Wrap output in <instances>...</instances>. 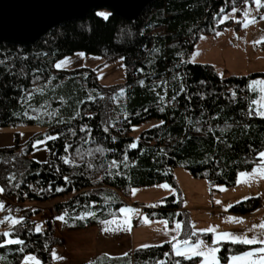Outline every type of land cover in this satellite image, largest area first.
I'll list each match as a JSON object with an SVG mask.
<instances>
[{
  "label": "trees",
  "instance_id": "trees-1",
  "mask_svg": "<svg viewBox=\"0 0 264 264\" xmlns=\"http://www.w3.org/2000/svg\"><path fill=\"white\" fill-rule=\"evenodd\" d=\"M241 1L154 0L132 22L107 10L103 11L111 15L104 19L98 10L61 24L30 46L0 44V128H44L24 144L16 140L14 145L0 146V187L4 189L0 199L18 207L25 202L54 201V212L64 217L63 227L82 229L118 216L122 206L130 205L121 196L134 187L162 182L176 186L173 171L179 166L210 183L233 185L239 172L258 164L256 152L264 150V119L247 115L256 94L246 87L250 80L264 78V72L222 77L211 64L181 61L201 35L233 24L232 19L219 20ZM234 29L240 30L241 24ZM79 51L102 56L107 62L123 57V83L102 85L96 69L54 67L58 59ZM150 120H158V126L131 134L133 126ZM84 125L88 129L80 131ZM45 136L42 145L47 159L36 161L30 155L33 141ZM133 142L136 148L129 147ZM98 147L103 151H97ZM65 156L75 163L65 164L61 159ZM164 200L160 209L147 210V217L169 222L185 219L182 211H175L180 208L175 196ZM260 205V197H252L233 204L229 212L247 215ZM20 212L23 220L0 233L9 231L12 238L25 243L0 247V264H20L26 254L36 255L41 264H52L51 250L60 239L54 236L51 221L45 220V229L36 232L30 210ZM182 222L188 233L189 224ZM218 246L220 264H227L230 255L255 245L220 242ZM170 249L168 242L134 248L120 257H98L91 264L199 263L198 257L185 260Z\"/></svg>",
  "mask_w": 264,
  "mask_h": 264
},
{
  "label": "rangeland",
  "instance_id": "rangeland-1",
  "mask_svg": "<svg viewBox=\"0 0 264 264\" xmlns=\"http://www.w3.org/2000/svg\"><path fill=\"white\" fill-rule=\"evenodd\" d=\"M236 8L240 15L238 12L237 16L236 12L230 13V15L235 18L232 19L233 24L231 23L229 26L223 24L221 30L217 31L215 34L201 35L193 46L191 53L183 58L185 62L187 61L188 64H211L222 77L264 72V46L261 45V43H264V39H262L264 38V19H261V16H264L262 7L258 10V6L253 0H248L247 3L242 0L241 4L239 3V6ZM245 11L248 13L247 17L244 15ZM252 17L255 18L254 23H248L247 27L241 24L240 30L234 29L237 21L240 20L243 22ZM257 41L260 42L257 43ZM77 53H80V51L64 56L69 57L71 63L59 70H70L80 67L96 69L99 82L108 87L120 85L125 80L124 67L121 59L107 62L104 57L99 55L86 54L83 52L85 55L81 57L78 56ZM64 57L57 61L62 60ZM256 96L257 94L254 99ZM114 100L117 102V97H115ZM157 123L158 120H150L142 123L135 128L133 127L131 134L137 136L144 129H148ZM43 132L44 128L39 125L2 127L0 128V146L14 145L16 140L24 144L33 135ZM46 138L47 136L35 139L33 142L34 144L38 140L45 142ZM30 155L36 161H45L48 155L47 148L45 145L36 144V147L32 150ZM242 172H251V170ZM173 174L177 184L176 186L168 182H162L153 186L134 187L127 196H121L125 203L127 202L130 204H126L121 208L130 207L139 210V212L130 213L132 217L130 222L134 227L133 230L128 233L126 243L122 241L123 237H115L112 240L106 238V236H112L110 234L112 232L111 228L115 229L112 223L107 225L109 233L105 235V237L102 235L104 232L102 228H104L105 225L101 223L82 229L64 228L62 220L56 219L61 215L54 212V201L45 203L25 202L22 205L19 204V207L13 201H2L0 199V202H2L3 205L11 204V209H13V207L15 208L14 210H9L8 216L16 219L20 218L21 209L30 210V220L35 223V229L37 225L40 226L41 230L39 232L45 229V220H50L54 236L60 239V241L52 247L51 256L53 250H55L60 257L66 256L67 260L64 261L63 264H88V260L92 262L94 259L101 256L112 257L123 255L126 254V247L129 245H132L131 247L134 248H140L142 245L154 246L167 240L171 241L173 236H177L178 240L184 239L187 237V232L184 231L183 227L179 235L173 231L176 222H180L183 226L182 219L189 224L187 231H191L193 226L196 230L213 227L217 232H229L236 235L244 234L248 237L256 235L260 238L262 230L253 228V225H259L264 221V214L258 213L264 212V179L257 178L251 182H242L238 184L237 174L235 183L228 186L210 183L204 177L193 176L188 169L181 166L176 167ZM162 184H168L170 187L163 188L158 186ZM133 189H135L134 193L132 191ZM170 195L175 196V201H178V205L180 204V208H175V211H182V216H184L185 219L176 217L172 222H168L165 228L162 222L169 220L165 218H149L145 213L147 210L160 209L161 204H166V200H164L165 197ZM245 197H247V199L260 197L261 205L259 209L247 215L230 213L229 205L232 206L235 203L246 200L244 199ZM217 201H219V203H217ZM145 217L147 220H145ZM230 217L242 219L231 220L229 219ZM114 218L116 220H112ZM114 218L107 220L114 221L119 226H122L121 219L118 220L119 214ZM9 227L8 223L7 227H0V231H4ZM248 229H252V231H248ZM165 233H167V235H165ZM207 235H210V238H208ZM212 237L213 233L211 232L197 231L196 236L192 239H202L206 244L211 245ZM220 242L230 241L222 240ZM259 246L260 245H255L253 247ZM100 259L101 258H99V260ZM22 261L23 258L20 264H22ZM51 261L52 264H62L63 259L59 261V259H53V257H51Z\"/></svg>",
  "mask_w": 264,
  "mask_h": 264
},
{
  "label": "snow or ice",
  "instance_id": "snow-or-ice-1",
  "mask_svg": "<svg viewBox=\"0 0 264 264\" xmlns=\"http://www.w3.org/2000/svg\"><path fill=\"white\" fill-rule=\"evenodd\" d=\"M245 3L248 2V0H244ZM253 2L258 6V10L260 7H264V0H253ZM238 9L233 6L232 7V13L237 12ZM220 12L223 13L224 9L221 8ZM97 15L100 17H103L104 19H108V17L111 15V13L109 12H105V11H99L97 12ZM245 17L248 16L247 11H245L244 13ZM228 19H235L234 17H232L230 14L229 15H224L221 17V19L219 20V23H224L225 20ZM261 19H264V16H261ZM255 22V18H249L246 19L245 21L241 22V21H237L238 24H242V26L247 27L248 23H254ZM202 38V37H201ZM264 39V38H262ZM260 41H257V43ZM78 56L83 57L85 54L83 52L77 53ZM121 59H124L123 57H121ZM185 61H181V63H184ZM71 63V59L69 57H64L62 60L57 61L54 65V67L56 69H62L65 65ZM142 71V69H141ZM141 85H143V81H140ZM201 83H204L203 81H201ZM247 89L250 92L256 93L257 96L255 99H251L249 102V107H248V112L247 115L248 116H257L261 119H264V79H253L250 80L249 83L247 84ZM37 91H42V89H37ZM180 91L183 92L184 91V87L183 85L180 88ZM121 95L124 93V90L121 89L120 90ZM179 93H177L176 95H174L172 97V100L175 101L176 100V96ZM29 96H31V93L28 94ZM233 98L236 97V92L233 91L232 93ZM115 98V97H114ZM89 100L92 99L91 96L88 97ZM190 99V97H189ZM163 100V97H161V101ZM164 109L161 108L160 111H163ZM145 111H147V109H145ZM77 115H79V113H77ZM63 122V121H60ZM161 124H163L164 122L161 121ZM158 125H153V127H157ZM134 128L137 126H133ZM88 129L87 125H84L83 127L80 128V131H85ZM197 131H200L199 128L196 129ZM103 131L105 133H107L109 131V129L107 127H105L103 129ZM221 131L223 132L224 130L221 129ZM73 135H75L76 133L73 132ZM90 135V132H89ZM48 139H56V136H49ZM113 141H115V137H112ZM138 139V138H137ZM217 139L219 140V137H217ZM44 141H36L35 144H33V148L36 147V144H43ZM70 147V145L68 146ZM129 147L131 148H136L137 144L135 142H133L132 144L129 145ZM65 151H67V147L65 148ZM97 151H103L101 148H97ZM256 156L259 158V162L258 164H256L252 169L251 172H240L238 173V179H237V183H242V182H251L252 180H255L257 178L259 179H264V150H259L256 152ZM61 159L63 160V162L65 164H74L75 161L74 160H70L68 157H61ZM125 160H127V156H125ZM116 161H112V166H115ZM91 167V165H89ZM69 177L65 176L64 180L68 181ZM159 187H163V188H169L170 186L168 184H162V185H158ZM63 189L61 188H57L56 191H62ZM223 190V189H222ZM133 193L135 192V189L132 190ZM4 192V189L2 187H0V194H2ZM244 199H247V197H245ZM217 203H219V201H217ZM4 207L3 203L0 202V209H2ZM229 207H231V205H229ZM119 212L124 214L123 215V223L125 225L130 223V213L132 212H139L138 209H134V208H130V207H125V208H120ZM87 215L89 216H93L94 213L89 212L87 213ZM83 218V217H81ZM56 219L59 220H64L63 216H59ZM229 219L231 220H237V219H242V218H236V217H230ZM21 220H23V218L20 219H16L14 217H10V216H5L3 220H0V223H4V222H8L10 227H13L17 224H19L21 222ZM145 220H147V218L145 217ZM114 221H109V220H103L101 221V224L105 225L104 228H102V231H109V228L107 227V225L113 223ZM164 227L166 228L168 225V221H163L162 222ZM253 228H259L261 229V233H260V238H258L256 235H252L251 237H248L247 235L241 234V235H236L233 233H229V232H217L215 228L213 227H209L208 229H202V230H196L195 227L193 226L192 230L190 232L187 233V237L181 240L177 239V236H173L172 240L169 241L168 243L171 246V254L176 256V257H182L185 260H190V261H194L195 258H200L199 260V264H220V258L217 255V253L219 252V247L218 244L220 241H230L233 244H243V245H260L259 247H253L250 250L247 251H242L240 252L238 255H231L228 258V264H264V221H262L259 225H253ZM37 232H39L40 226L37 225L36 229ZM182 230V225L180 222H176L175 223V229L173 231H175L177 233V235H179V233ZM197 231H201V232H211L213 233V237H212V244L208 245L205 243L204 240L202 239H195L193 240L192 238L196 236ZM248 231H252V229H248ZM165 235H167V233H165ZM0 237H3L2 242H0V247H5L8 245H23L25 243L24 240L17 238H12L11 237V233L9 231H5L3 233H0ZM141 247L143 248H148V247H152L151 245H142ZM21 252H23V248L20 249ZM126 255V254H125ZM165 256H169V253H164ZM52 257L53 259H64L63 257L58 256V254L56 253L55 250L52 251ZM22 264H41V261L34 255L28 254L25 255L23 257V261ZM91 264V262H90ZM157 264H168L167 261H158ZM175 264H180V260H176Z\"/></svg>",
  "mask_w": 264,
  "mask_h": 264
},
{
  "label": "water",
  "instance_id": "water-1",
  "mask_svg": "<svg viewBox=\"0 0 264 264\" xmlns=\"http://www.w3.org/2000/svg\"><path fill=\"white\" fill-rule=\"evenodd\" d=\"M154 0H0V44L28 46L53 26L107 10L135 20Z\"/></svg>",
  "mask_w": 264,
  "mask_h": 264
},
{
  "label": "crops",
  "instance_id": "crops-1",
  "mask_svg": "<svg viewBox=\"0 0 264 264\" xmlns=\"http://www.w3.org/2000/svg\"><path fill=\"white\" fill-rule=\"evenodd\" d=\"M125 208V207H124ZM258 213H262V214H264V212H258ZM257 214V213H256ZM123 215L124 214H122V213H120L119 212V218H118V220L119 219H121V225L122 226H119L116 222H113L112 223V225H113V227L115 228V229H113V228H111V230H112V232L110 233L112 236H106V238H109V240H112V239H114L115 237H118V238H120V237H123L122 239V241L124 242V243H126V239L128 238V233H130L132 230H133V227H134V225L130 222L129 224H127V225H125L124 223H123ZM130 215V214H129ZM132 217H131V215H130V219H131ZM112 220H116L115 218L114 219H112ZM111 221V220H110ZM169 222V221H168ZM116 226V227H115ZM108 233H109V231H104L103 232V237H105V235H108ZM121 241V242H122ZM168 241H170V240H167V241H165V242H163V243H166V242H168ZM163 243H161V244H163ZM157 245H160V244H157ZM132 246V245H131ZM130 245L128 246V247H126V254H128V253H131V250L134 248V247H131ZM251 249V248H250ZM250 249H248V250H250ZM247 251V250H246ZM239 254V253H238ZM238 254H234V255H238ZM123 255H125V254H123ZM123 255H116V256H112V258L113 257H120V256H123ZM64 259H63V261H62V264H63V262L64 261H66L67 260V257L66 256H64L63 257ZM59 261H60V259H59ZM58 261V262H59ZM91 261V260H90ZM90 261L88 260V264H90ZM227 264H228V261H227Z\"/></svg>",
  "mask_w": 264,
  "mask_h": 264
},
{
  "label": "built area",
  "instance_id": "built-area-1",
  "mask_svg": "<svg viewBox=\"0 0 264 264\" xmlns=\"http://www.w3.org/2000/svg\"><path fill=\"white\" fill-rule=\"evenodd\" d=\"M12 207L11 204H6L2 209H0V220H3L5 216L9 215V210ZM8 222L0 223V227H7Z\"/></svg>",
  "mask_w": 264,
  "mask_h": 264
},
{
  "label": "bare ground",
  "instance_id": "bare-ground-1",
  "mask_svg": "<svg viewBox=\"0 0 264 264\" xmlns=\"http://www.w3.org/2000/svg\"><path fill=\"white\" fill-rule=\"evenodd\" d=\"M143 10H144V9H143ZM142 12H143V11H142ZM142 12H141V13H142ZM140 15H141V14H140ZM140 15H139V16H140ZM139 16H138V17H139ZM119 17H120V16H119ZM138 17H137L136 19H138ZM136 19H135V20H136ZM72 20H80V19H72ZM135 20H132V21H135ZM68 21H71V20H68ZM68 21H64V22H61V23H59V24L53 26V27H52V28H51V29H50L45 35H47L49 32H51L53 29L57 28V27L60 26L61 24L66 23V22H68ZM126 21L132 22V21L127 20V19H126ZM45 35H44V36H45ZM44 36H43V37H44ZM41 38H42V37H41ZM41 38H40V39H41ZM40 39H38L37 41H39ZM37 41H35L34 43H36ZM34 43H32V44H34ZM6 44H10V43H6ZM32 44H30V45H32ZM13 45H15V44H13ZM30 45H28V46H30ZM18 46H22V45H18ZM22 47H26V46H22Z\"/></svg>",
  "mask_w": 264,
  "mask_h": 264
}]
</instances>
